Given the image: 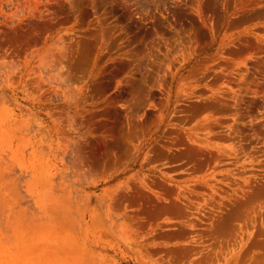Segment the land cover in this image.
<instances>
[{
	"label": "rangeland",
	"instance_id": "1",
	"mask_svg": "<svg viewBox=\"0 0 264 264\" xmlns=\"http://www.w3.org/2000/svg\"><path fill=\"white\" fill-rule=\"evenodd\" d=\"M0 264H264V0H0Z\"/></svg>",
	"mask_w": 264,
	"mask_h": 264
}]
</instances>
